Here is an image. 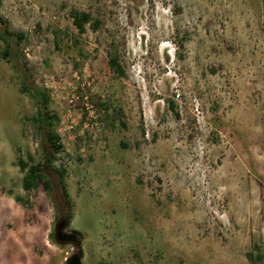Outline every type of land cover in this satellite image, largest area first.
<instances>
[{"label":"rangeland","instance_id":"1","mask_svg":"<svg viewBox=\"0 0 264 264\" xmlns=\"http://www.w3.org/2000/svg\"><path fill=\"white\" fill-rule=\"evenodd\" d=\"M74 10L100 28L80 36ZM0 16L63 144L51 190L26 192L19 161L47 148L0 61V264H66L60 219L84 264H264L247 257L264 255V0H2Z\"/></svg>","mask_w":264,"mask_h":264},{"label":"trees","instance_id":"2","mask_svg":"<svg viewBox=\"0 0 264 264\" xmlns=\"http://www.w3.org/2000/svg\"><path fill=\"white\" fill-rule=\"evenodd\" d=\"M1 5L2 0H0V7ZM70 15L73 20V25L77 29L80 36L87 32L88 26H90L93 30H98L102 24V21L99 19H94L90 12L74 10ZM0 24L4 26L3 29L0 27V41L4 45L3 49L0 50V61H6L8 64L13 65L12 67L14 73L17 75V79L20 81L19 91L22 95H27L31 99L32 107L34 108L33 116L29 119L34 137H40L42 139V145L47 148V150L44 152L43 159L38 163H34L35 159L33 156H29L28 161H19V167L24 173L23 188L26 192H35L39 190L41 185H44L45 189L49 191L51 190V182L48 178V168L49 166L54 167V163L57 161L56 159L59 153L63 150V144L59 134L60 120L59 117L50 110L49 105L51 96L49 92L36 86L29 85V77L22 70L19 64L17 50L13 46L12 40L14 37H16L19 42L18 45L24 41L27 42L26 34L23 32L17 34L11 32L1 16ZM55 35L56 43L59 47V33H56ZM110 47L111 50L109 52L108 61L110 70L120 77L126 78V71L123 65L118 44H116V42H112ZM13 59L15 61L14 64ZM99 106L103 111L108 113V105L99 104ZM143 134H145V131H143ZM123 146L127 147V144H123ZM32 162L34 164H32ZM54 171L61 176L60 185L66 204L70 210L72 207L70 205L68 189L66 183L64 182L67 171L64 169L58 170L56 168H54ZM15 201L26 205L25 201L20 197H15ZM247 257L253 263H256L254 262L255 258V261H264L263 254H259L254 257L251 253H248Z\"/></svg>","mask_w":264,"mask_h":264},{"label":"water","instance_id":"3","mask_svg":"<svg viewBox=\"0 0 264 264\" xmlns=\"http://www.w3.org/2000/svg\"><path fill=\"white\" fill-rule=\"evenodd\" d=\"M69 223L67 221H59L55 226V240L59 245H72L76 250L67 259L66 264H84L82 237L76 231H67Z\"/></svg>","mask_w":264,"mask_h":264},{"label":"flooded vegetation","instance_id":"4","mask_svg":"<svg viewBox=\"0 0 264 264\" xmlns=\"http://www.w3.org/2000/svg\"><path fill=\"white\" fill-rule=\"evenodd\" d=\"M59 221H67V220H64V219H60ZM67 223H69L68 221H67ZM69 228V226L67 227V229ZM72 231V230H71Z\"/></svg>","mask_w":264,"mask_h":264}]
</instances>
